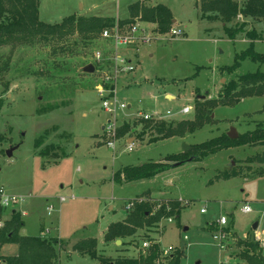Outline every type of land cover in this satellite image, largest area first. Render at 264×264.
<instances>
[{"label":"rangeland","instance_id":"1","mask_svg":"<svg viewBox=\"0 0 264 264\" xmlns=\"http://www.w3.org/2000/svg\"><path fill=\"white\" fill-rule=\"evenodd\" d=\"M30 1L38 5V21L46 25L69 16L110 18L117 23L128 19V8L136 4L165 7L171 24L162 33L156 24L136 17L133 25L114 24L94 40L75 33L46 41L39 29L28 41L0 46V187L9 196L24 199L12 210L0 208V222L7 225L14 212L24 222L20 237L58 240L63 245L93 238L99 243L97 254L111 262L137 259L139 252L147 255L151 247L141 249L147 241L157 245L159 264H168L181 252L185 257L179 264H245L241 253L252 251L248 244L255 241L252 226L257 223L256 230H264V176L259 177L264 166L253 160L264 147L223 150L130 184L115 183L112 176L125 167L182 153V144L199 145L231 128L242 134L264 125V98L232 106L223 103L231 79L255 72L258 65L245 60L231 74L224 68L248 48L250 36L256 38L253 51L264 55V24L238 14L224 26L213 0ZM232 1L242 8L244 0ZM11 4L2 0L5 9H12ZM116 28L125 45L102 36L104 32L112 36ZM227 30L234 33L232 39ZM98 53L100 62L95 60ZM115 55L133 62L134 72H114L109 62ZM87 65L93 66L92 74L83 72ZM257 70L264 72V66ZM100 85L108 92L103 94L108 103L129 107L115 116L106 112L97 93ZM187 106L188 115L164 116ZM140 114H157L160 119L146 122ZM195 117L205 122L183 140L150 143L158 138L159 126ZM109 121L113 137L105 132ZM110 142L113 149L106 145ZM232 169L239 174L222 180V174ZM167 200L182 204L178 220L159 215L162 209L170 212L163 204ZM244 205L250 213L241 211ZM48 206L53 208L51 215ZM201 209L205 213L200 214ZM133 216L146 220L141 224L126 220ZM221 216L227 219L225 227L217 223ZM110 226L123 230L108 243L102 235ZM3 230L9 233L11 227ZM221 234L224 249L218 244ZM55 250L61 264H97L75 253L67 260L58 245ZM18 252L14 243L0 248L1 255ZM255 253L264 259L262 250Z\"/></svg>","mask_w":264,"mask_h":264},{"label":"trees","instance_id":"2","mask_svg":"<svg viewBox=\"0 0 264 264\" xmlns=\"http://www.w3.org/2000/svg\"><path fill=\"white\" fill-rule=\"evenodd\" d=\"M12 2V9H5L0 0V46L6 45L9 42L20 43L30 40L39 31L43 29L40 38L49 40L51 38L63 39L70 35L77 33L87 40H94L106 28L113 27L114 24L120 27L134 24V18L138 17L140 21L156 24L160 32L165 33L170 28L171 15L168 9L161 5L148 8L143 5H134L128 8L129 18L123 21L115 22L110 18L89 17L81 18L69 16L64 18L60 23L54 25H46L38 21V5L30 0H9ZM29 2L31 5H29ZM215 7V11L223 21L224 26L234 19L238 14L244 18L259 19L264 24V0H244L242 8L232 0H213L211 3ZM119 26H117L118 29ZM228 38L232 39L234 33L227 30ZM254 33V32H253ZM255 37L249 38L250 45L242 52L241 55L234 57L232 65L225 67L223 71L231 74L240 67V64L248 60L252 64L264 66V55L253 51V43ZM224 104L232 106L247 99L264 98V72L255 71L253 73H246L240 76H235L229 82L224 91ZM264 111V105L262 107ZM204 119L195 117L193 121H180L175 126H159L155 129V134L158 138L153 139L150 143H155L161 140H166L174 137H183L185 134L193 133L200 128ZM120 130V129H119ZM264 147V125L258 124L253 130L238 134L235 140L229 139L226 135L213 138L209 141L199 145L190 146V150L174 155H167L155 162H147L136 167H125L116 171L112 180L115 183L130 184L138 181L148 180L156 175L162 174L174 168L177 164H183L188 160L191 162H199L203 158L216 154L223 150L239 147ZM34 148H37L36 143ZM254 162L264 166V152L261 155L253 158ZM239 173L234 169L228 173L222 174V180H228L236 177ZM264 176V168L259 173V177ZM170 208V212L166 213L163 209L159 211L160 216H174L178 220L182 210V204L177 201H163ZM164 208V207H162ZM12 218L7 225L4 224L0 229V245L3 244H17L19 252L17 256L2 257L0 256V264H57L58 254L55 246L61 249L63 244L58 240L46 241L40 237H20L17 235L18 231L24 226L20 221L18 214L12 213ZM129 222L131 220L137 223H143L146 219H140L139 216L127 217ZM11 227V231L6 233L5 229ZM233 227V223H231ZM123 229H116V226L107 228L104 234V242H111L119 236H122ZM16 233V236L14 235ZM129 234V233H127ZM253 240V239H252ZM238 242H236L237 244ZM248 243V242H247ZM239 244V243H238ZM252 251H243L241 253V261L245 264H264V259L256 255L255 252H261L258 248V243L253 241L248 243ZM248 245L244 243V246ZM247 250V249H246ZM72 251L81 256H87L91 260H95L98 264H110L97 254V243L95 239H84L76 242L72 246ZM185 255L181 252L176 258H171L168 264H179V260ZM158 247L151 246L147 255L138 253L137 259H122L116 260L114 264H159Z\"/></svg>","mask_w":264,"mask_h":264},{"label":"built area","instance_id":"3","mask_svg":"<svg viewBox=\"0 0 264 264\" xmlns=\"http://www.w3.org/2000/svg\"><path fill=\"white\" fill-rule=\"evenodd\" d=\"M114 34V35H113ZM112 36H109L107 34V32H104L103 33V37L104 38H112L113 41L118 44V45H125L126 44V41L124 40L123 37H119V32H118V29H114V32H113ZM172 35L174 36H177L178 33L175 32V31H172ZM95 60L97 62H100L102 60V56L100 53L96 54L95 56ZM109 66L111 67V69L116 72L117 74H129V73H133L134 70H135V66H134V63L131 62L130 60L126 59L125 57H122V56H119V55H115L113 58L110 59V62H109ZM107 92V90L104 88V86H98L97 87V93L99 94L100 97H102V108L110 113L111 115H117V111H123V110H126L127 107H129L128 105H123V104H120V105H116L115 103H108L107 99L103 97V94ZM108 93V92H107ZM191 112V107L187 106V107H182L181 109H179V111L177 112H171V111H166L165 113V117H174L176 115H188L190 114ZM159 115L157 114H154V115H151V114H140L139 115V118L142 119L143 121H153V120H159L160 118L158 117ZM114 126L111 124V121H109L107 124H106V127H105V132L109 135V137H113L114 136ZM108 148L110 149H113L114 147V144L113 143H107L106 144ZM130 149V148H129ZM24 199L23 197H16V196H9L7 195V193L5 192V190L0 187V208L3 209V210H6V209H13L15 208L16 206H18L19 204L23 203ZM60 202H63L64 201V198H60L59 199ZM241 211L244 213V214H248L251 212V209L248 205H244L241 209ZM53 212V208H51L50 206L47 207V215H51V213ZM205 213V209H201L200 210V214H203ZM24 215V214H23ZM172 220L169 219L168 220V223H171ZM217 223L220 227H225L227 225V219L226 217L224 216H221L219 217V219L217 220ZM3 227V223L0 222V229ZM224 237H225V234H221L219 235V241H218V244H219V247L221 249H224L225 246H223L222 244V241L224 240ZM215 240L218 239V236L217 237H214ZM254 240L255 242L258 243V245L260 246V249L262 250V253H264V235L262 236H258V235H254ZM152 246V243L151 242H143L141 244V249L145 250V249H148ZM171 250V248L169 249Z\"/></svg>","mask_w":264,"mask_h":264},{"label":"crops","instance_id":"4","mask_svg":"<svg viewBox=\"0 0 264 264\" xmlns=\"http://www.w3.org/2000/svg\"><path fill=\"white\" fill-rule=\"evenodd\" d=\"M243 63V62H242ZM241 63V64H242ZM258 69V66H257V68H256V70ZM255 70V71H256ZM166 98H169L168 96H165ZM172 99H173V96H172ZM247 131H250V130H247ZM181 140H183V138H180ZM183 145H185V144H182V146ZM142 165V164H141ZM169 171H171V170H169ZM168 172V171H167ZM165 173V172H164ZM164 200H166V199H164ZM20 209V208H19ZM21 210H23V209H21ZM24 214V215H23ZM26 215H27V213L24 211V213L22 212V216H23V218L24 217H26ZM23 222V221H22ZM23 224H24V222H23ZM24 227V226H23ZM22 227V228H23ZM258 229V228H257ZM20 231H21V229H20ZM106 231H107V229L104 231V233H103V235H102V238L104 237V234L106 233ZM257 231V230H256ZM256 231H255V233L252 231V233H251V235H258V236H262V235H264V230H262L261 232H258L257 231V233H256ZM235 234V233H234ZM18 235H19V233H18ZM236 235V234H235ZM237 237V236H236ZM248 237V236H247ZM246 237V238H247ZM87 239H89V238H87ZM91 239H93V238H91ZM82 240H84V239H82ZM78 241H80V240H78ZM78 241H76V242H78ZM76 242H73L72 244H69V243H64V245L62 246V248H61V250L60 251H63L64 253H65V255H66V258H67V260H69L70 259V256H71V253H75L77 256H79L80 258H88V259H90L89 257H87V256H81V255H79L78 253H76V252H73L72 251V246L76 243ZM109 243V242H108ZM115 244H117V242H115ZM3 245H6V244H3ZM3 245H0V248L3 246ZM98 246H99V243H97V249H98ZM98 251V250H97ZM58 254V261H57V264H61V261H60V256H59V252L57 253ZM0 256H2V257H12V256H6V255H1L0 254ZM97 262V261H96ZM97 264H98V262H97ZM110 264H114L113 262H111Z\"/></svg>","mask_w":264,"mask_h":264},{"label":"water","instance_id":"5","mask_svg":"<svg viewBox=\"0 0 264 264\" xmlns=\"http://www.w3.org/2000/svg\"><path fill=\"white\" fill-rule=\"evenodd\" d=\"M83 72L86 73V74H92V73L94 72V68H93L92 65H87L86 67L83 68ZM226 136H227L229 139H231V140H235V139L238 137V133L235 131V129L231 128V129L229 130V132L226 134ZM182 147H183V148H182V149H183L182 152H187V151L190 150V146L183 145ZM12 151H13V149L7 151L6 154H7L8 157L11 156ZM190 163H192L191 160H188L187 162H185V163H183V164H177V165H175L174 168H172V169H176V168H178V167H180V166H183V165H185V164H190ZM172 169H171V170H172ZM257 227H258V224L255 223V224L252 226L251 230H252L253 232H255L256 229H257Z\"/></svg>","mask_w":264,"mask_h":264}]
</instances>
